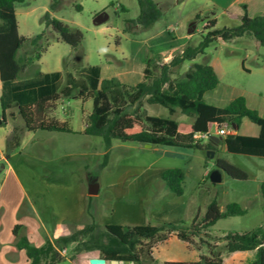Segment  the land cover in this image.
<instances>
[{
    "label": "rangeland",
    "instance_id": "374dc122",
    "mask_svg": "<svg viewBox=\"0 0 264 264\" xmlns=\"http://www.w3.org/2000/svg\"><path fill=\"white\" fill-rule=\"evenodd\" d=\"M50 2L36 0L30 4L32 8L28 32H24V28L21 32L40 34L45 29L43 17L49 11L52 17L82 31L85 37L81 47L75 51L65 43H57V35L48 29L50 47L42 57L41 68L54 71L62 67L68 73L76 75L88 64H97L100 56L103 61H116L121 60V54L131 52L125 22L134 17V12L124 14L119 7L111 5V2L116 0H57L54 12L51 11ZM76 6H81L82 10L78 11ZM177 8L175 5L164 10L163 16L169 18L172 26H178L179 33L187 34L191 28H195V40L200 42L201 32L208 23L205 24L206 18L195 20L194 17L189 20L186 11L189 8ZM211 11L215 14L208 15L215 19L216 29H233L241 23L240 18L226 16L220 9L215 11L212 8ZM103 13L106 20L102 24H95L94 19ZM168 21H161V26L168 25ZM27 50L30 49L24 48L23 53ZM211 59H216L221 64L225 74L221 76L218 87L204 95L205 101L216 105L222 115L232 122L234 115L223 111L234 99L242 96L249 99L251 109H256L260 116L264 117V48L257 47L251 35L227 42L219 40L212 43L206 54L199 57L197 62L207 64ZM179 69L180 67L173 69V82L183 77L178 73ZM61 105L65 107L67 114L61 110ZM161 108V105L151 106L148 112L153 113ZM56 110L61 119L72 115L78 123L82 111L86 113L92 110V103L83 106L76 98L62 99L58 102ZM3 113L0 102V121ZM140 116L143 117L144 113ZM171 117H175V114ZM11 118L7 112L6 119L11 121ZM242 119L246 124L257 126L250 118ZM22 125L21 122L16 124L18 127ZM236 126L232 122L213 131V136L221 137V140L217 146L218 152L212 151V158V155H208L211 150L200 152L194 149L159 146L150 151H139L138 143L120 141L112 142V150L106 156L105 144L101 138L88 137L83 140L77 136H65L63 140L56 141L54 151H49L41 161L33 159L37 158L35 155L25 160L24 155H14L12 163L22 181L26 183V189L38 215L47 217L55 213L53 223H61L59 232L50 234L57 257L55 260H43L41 264H110L103 263L99 249L87 246L89 236H79L75 242L68 245H60L58 240L70 237L82 230L79 228L91 224H96L100 229L108 225H130L140 221L145 215L156 218L152 221L155 224L160 223L158 225L164 224L160 222L161 217L168 215L171 219H177L180 215L181 220H176V224L190 225L196 217L201 220L205 216L208 204L217 192L218 203L222 209L225 210L229 204L238 203L241 207L248 208V213L222 219L207 231V236L221 237L222 234L218 231H225L224 234L230 231L244 232L263 225L264 199L260 185L264 181V158L220 152L224 150L225 137L236 135ZM210 142L213 143L207 140L205 144ZM8 155L11 156L12 153ZM219 157L245 170L249 179L239 181L224 173L222 181L217 184H213L209 177L202 180L205 168L214 171ZM104 162H107L105 168L101 166ZM169 168H181L185 174L181 197L169 191L159 177ZM188 169L190 173H187ZM88 173L100 180L101 191L96 196L82 195L80 181ZM34 180L37 181V186L32 185ZM82 208L87 211L84 218L78 223H71L79 217ZM48 230L53 231L50 226ZM171 238L172 235L167 237L166 233H161L160 238L142 241L138 247V251L143 250L141 264H164L162 257L166 250L168 255L176 256L183 254L187 245L195 249L203 247L209 252L208 246L198 238H193L189 244L174 239L169 241L166 247ZM203 239L213 242L210 237L204 236ZM213 244L218 246V251L225 252L224 242ZM64 250L65 253H62Z\"/></svg>",
    "mask_w": 264,
    "mask_h": 264
},
{
    "label": "trees",
    "instance_id": "16d2710c",
    "mask_svg": "<svg viewBox=\"0 0 264 264\" xmlns=\"http://www.w3.org/2000/svg\"><path fill=\"white\" fill-rule=\"evenodd\" d=\"M26 0H0V80L4 83L21 79L28 70H33L35 77L40 76L38 62L50 47L48 29L57 35V41L78 50L83 41L84 33L74 29L51 16L47 12L43 17L45 29L32 38H24L19 34L16 16L17 4ZM139 15L134 20L126 21L125 32L134 33L138 28L151 29L162 19L163 13L154 0H137ZM243 16L239 26L228 29H216V21H209L201 34V41L196 45L187 46L182 53L176 55L170 63H162L159 55H150L146 60L144 80L134 87L121 84L118 79H105L100 89L91 91L87 83L66 73L65 84L53 95L41 98L34 105L19 107V116L27 131H45L64 134H75L67 124H61L55 119H48L54 110V104L62 99L76 98L81 101L92 100L93 112L86 117L84 135L101 138L109 148L113 141L122 143H140L151 146L173 147L194 150H213V143L205 144L195 141L194 134H212L223 124L232 122L239 127L242 118L252 119L260 129L257 137L230 135L225 139L227 151L230 154L264 158V117L247 105L245 97L234 99L224 109V113L233 114L234 120L222 115L217 107L208 104L204 95L215 90L220 80L209 64L196 62L204 56L210 45L216 41H231L244 35H251L260 47L264 48V13L250 17L247 7L243 6ZM81 11V6H76ZM125 11V8H122ZM200 15L195 16L199 20ZM28 47L23 53L24 48ZM190 63L188 71L173 82V69ZM148 105H161L168 109L170 116L175 110L193 118V123H178L173 119L143 116L140 109ZM131 109H134L133 111ZM21 132L14 130L8 141L10 150L20 147ZM216 167L229 177L247 181L249 174L224 159H217ZM210 178V174L208 176ZM161 179L169 191L181 197L185 174L181 168H171L162 172ZM261 196L264 199V182L260 185ZM219 193L208 204L205 216L196 217L190 225L184 223L162 225H108L100 229L96 224L89 225L70 237L58 240L61 245H68L79 236H89L87 246L99 249L102 259L133 261L141 264L142 249L138 247L142 241H152L160 238L161 233L167 237L175 234L178 240L187 244L193 238L208 246V256H202L194 264H222L224 253L255 251V258L248 264H264V223L252 230L238 232L230 231L221 237L207 236V231L218 221L228 217L244 216L247 209L239 204H229L222 211L218 203ZM21 226H16L14 235L17 238L16 247L24 250L31 264H41L46 259H56V247L49 240L43 247H36L28 237L18 236ZM210 237L213 242H224L225 252L218 251V246L208 242L203 237ZM166 239V238H165ZM164 264H188L184 262H167Z\"/></svg>",
    "mask_w": 264,
    "mask_h": 264
},
{
    "label": "crops",
    "instance_id": "0c3cea01",
    "mask_svg": "<svg viewBox=\"0 0 264 264\" xmlns=\"http://www.w3.org/2000/svg\"><path fill=\"white\" fill-rule=\"evenodd\" d=\"M50 1L51 11L54 12L57 8V0ZM154 1L157 3L162 13L164 12V10H168L170 7L175 5L179 10L181 9V7L183 8V6H186L187 8H189V10H186L189 20H192L197 14H199L200 18H206L205 24L209 21L215 20L212 19L210 15H208L215 14L212 13V8L215 9V11L220 9L226 16L232 18H241V16H243V6L247 7L248 15L250 17L260 16L264 13V0ZM32 2H36V0H26L24 3L17 4L15 9L19 25V34L24 38H32L38 35L37 33L21 32L22 28L26 30L24 32H28V22L30 18V11L32 8L30 4H32ZM111 5L119 7L118 9L124 14H130L131 11L134 12V17H130L129 20H134L139 15V6L137 0H116V2H111ZM122 8H125V11ZM168 20V17L162 16V19L158 21L151 29L144 30L142 28H138L134 33H129L128 36L130 40L131 52L121 54V60L115 61L113 59H107L103 61L100 56L99 62L97 64H88L87 66L83 67L79 73L74 75V77L81 76L76 78L84 80L91 91L99 90L101 82L105 79L111 78L118 79L119 82L125 86L134 87L138 85L144 80L146 60L148 56L159 55L162 63H170L172 59L176 55L182 53L187 46H196L199 43L195 40V28H191V30L187 34H182L178 32V26H172V24ZM161 21H168L169 24H166L163 27L161 26ZM254 41L255 45L259 47L260 45L256 42L255 39ZM57 43L62 42L57 41ZM198 58L196 62L198 61ZM41 60L38 62L41 72L40 76L35 77L32 72L33 70H28L21 79L15 80L13 82L4 83L0 80V102L4 112L0 121V151L5 154V160L0 161V264H31V260L27 257L26 252L24 250H19L16 247L17 238L14 235V229L16 226H21V229L18 231V236L28 237L29 240L38 248L43 247L46 244L47 240L54 244L53 240L50 237V234H57V232H59V228L61 227V223H58L56 221L53 223V220H55V213H52L51 216L47 217L38 215L35 206L32 203V199L26 189V183L22 181L20 175L14 168V165L12 163L13 156L17 154H19L20 156L24 155L25 160L27 158H32V156L35 155L37 158L33 157V159L41 161L42 157L47 156L49 151H54L55 142L63 140V137L65 136H77L83 140H86L88 137H90L84 135V131L86 125V117L93 112L92 100H78L82 102L83 106L89 104L90 102L92 103V110L86 111V113L82 111V115L80 116V121L78 123L73 119L72 115H66L65 119H61L56 110V106L59 101L54 104L55 110L50 116H48V119H55L61 124L69 125V127L75 134L45 132L41 130L27 131L24 129V124L21 117L19 116V107L34 105L41 98L59 92L65 84V76L66 73H68V71H66L62 67L55 69L54 71L45 69L43 67L41 68V65H43L41 63ZM207 64L211 65L214 68L221 83V76L225 74L221 64L216 59H211ZM72 65H74V63ZM190 65V63H184L182 66H180L178 73L180 75H184L188 71ZM66 66H68V64H66ZM246 99L247 105L249 107V99ZM210 105L216 107V105L214 104ZM151 106L155 105L147 104V106H143L140 109L139 114L141 115V113H144V116L146 115L163 119H173L178 123H193L194 121L193 118H189L181 114L179 110H175V117H171L168 109L165 107H162L161 109L150 113L148 112V110ZM60 108L66 113L65 107L63 105H61ZM7 112H9L10 116L12 117L11 121H8L6 119ZM18 122H21L23 124L22 127L16 126ZM15 129H17L19 132L22 131L20 147L15 150H10L8 141ZM259 134L260 129L258 126L246 124L243 119L236 133V135L238 136L248 137H257L259 136ZM211 141L214 145V149L211 151L217 153V146L220 142H217L214 139ZM138 144L139 146L137 147L139 151H150L153 147H159L151 145L150 147H148L144 144ZM112 146L113 144L109 148L105 146L104 155L108 156L110 154ZM199 151L201 152V150ZM220 152H228L225 143L224 150ZM10 153H12L11 156L8 155ZM219 159L224 158L219 157ZM101 166L105 168L107 166V162H104ZM211 172L212 169L205 168L202 175V180L204 178H207L209 174H211ZM187 173H190V169H188ZM159 177L161 179V175H159ZM92 178H95L98 194L101 191V183L99 178L90 176V174L88 173L87 176L85 178L83 177L80 181L81 191L84 197L96 196L89 194V185ZM34 184L37 186L36 180L33 181L32 185L34 186ZM165 187H167L166 184ZM242 208L248 210V208ZM221 210L225 211L222 208ZM262 210L264 211V205ZM86 213V210H84L83 208L80 209L79 217L77 216L76 220L71 221V223H78L79 220L84 218V215ZM176 218L177 219H171L168 215H166L165 217L160 218V222H171L176 224L179 220H181V216L179 215ZM154 219L156 218L145 215L143 219L138 222L131 223L130 225L157 226L158 224H160L156 223V225L155 223H153L152 220ZM47 226H50L53 231H49ZM223 232L225 231H218V233L222 234V236L224 235ZM174 239L179 241L177 236L173 234L172 238L168 240L165 246L167 247L169 241ZM202 256H208L205 248L202 247L195 249L187 245L185 248V252L176 256L168 255V251L166 250L164 256L162 257V262H184L188 264H194L197 263ZM254 258L255 251L224 253L222 256V264H248Z\"/></svg>",
    "mask_w": 264,
    "mask_h": 264
},
{
    "label": "water",
    "instance_id": "95a60500",
    "mask_svg": "<svg viewBox=\"0 0 264 264\" xmlns=\"http://www.w3.org/2000/svg\"><path fill=\"white\" fill-rule=\"evenodd\" d=\"M106 20V15L105 14H100L98 15L95 19H94V23L95 24H102L104 21ZM236 128L238 129V127L236 126ZM216 140L217 142H220V138L213 136L211 138V140ZM148 147H150V145H147ZM208 155H212L211 158L214 156V152L212 151H208ZM222 177H223V172L219 169V168H215L214 171L211 172L210 174V181L213 184H217L220 183L222 181ZM95 188V189H94ZM89 194L90 195H97L98 194V189H97V184L95 179L91 180L90 185H89ZM103 263H108L107 261H103ZM110 264H135L133 261H125V260H113L111 262H109Z\"/></svg>",
    "mask_w": 264,
    "mask_h": 264
},
{
    "label": "built area",
    "instance_id": "2783aa9c",
    "mask_svg": "<svg viewBox=\"0 0 264 264\" xmlns=\"http://www.w3.org/2000/svg\"><path fill=\"white\" fill-rule=\"evenodd\" d=\"M212 136H213V132L212 134H194L193 139L198 142L199 141L205 142L207 140H211ZM3 160H5V154L0 151V161ZM62 253H65V250Z\"/></svg>",
    "mask_w": 264,
    "mask_h": 264
},
{
    "label": "flooded vegetation",
    "instance_id": "af4514ba",
    "mask_svg": "<svg viewBox=\"0 0 264 264\" xmlns=\"http://www.w3.org/2000/svg\"><path fill=\"white\" fill-rule=\"evenodd\" d=\"M95 178H92L91 180H94Z\"/></svg>",
    "mask_w": 264,
    "mask_h": 264
}]
</instances>
